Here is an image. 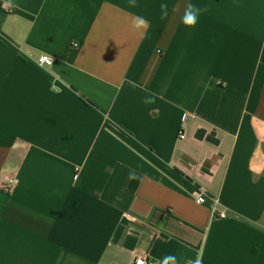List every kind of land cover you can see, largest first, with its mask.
Returning <instances> with one entry per match:
<instances>
[{"label":"crops","instance_id":"crops-1","mask_svg":"<svg viewBox=\"0 0 264 264\" xmlns=\"http://www.w3.org/2000/svg\"><path fill=\"white\" fill-rule=\"evenodd\" d=\"M137 4L0 0V264H264V0Z\"/></svg>","mask_w":264,"mask_h":264},{"label":"clouds","instance_id":"clouds-1","mask_svg":"<svg viewBox=\"0 0 264 264\" xmlns=\"http://www.w3.org/2000/svg\"><path fill=\"white\" fill-rule=\"evenodd\" d=\"M128 6L130 8H136L138 7L137 0H128ZM161 15L162 17H168L169 16V6L167 3H161L159 5ZM208 11L207 6L204 7H199L197 5L192 4L191 2L187 3L184 7L183 14L180 17L181 23L186 27V28H194L195 25L197 24L200 15L203 12ZM132 30L136 33H141L145 31L148 27L147 20L143 16H136L133 17L132 19ZM129 84L131 87L136 88L139 87L135 81H129ZM158 97L155 94H151L147 97L144 98L143 103L145 104H154L156 102V99ZM130 179H137V177L132 174L129 177ZM162 264H176V257L175 256H167L163 260ZM192 264H202L201 259L198 257Z\"/></svg>","mask_w":264,"mask_h":264},{"label":"built area","instance_id":"built-area-1","mask_svg":"<svg viewBox=\"0 0 264 264\" xmlns=\"http://www.w3.org/2000/svg\"><path fill=\"white\" fill-rule=\"evenodd\" d=\"M53 64V59L47 55H42L37 60V65L40 68H45ZM190 116H183L182 123H184ZM179 139L184 140L185 135L183 132L179 133ZM15 188V181L13 178H7L1 186V190L5 193H10ZM209 200L212 216L216 219H225L227 217L226 209L217 198H209L203 193L195 194V201L197 204H204ZM128 264H152L144 255H133Z\"/></svg>","mask_w":264,"mask_h":264}]
</instances>
